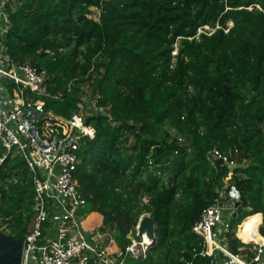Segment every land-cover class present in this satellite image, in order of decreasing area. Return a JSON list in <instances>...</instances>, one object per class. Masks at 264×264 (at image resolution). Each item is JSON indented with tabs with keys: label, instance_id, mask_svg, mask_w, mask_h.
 <instances>
[{
	"label": "trees",
	"instance_id": "16d2710c",
	"mask_svg": "<svg viewBox=\"0 0 264 264\" xmlns=\"http://www.w3.org/2000/svg\"><path fill=\"white\" fill-rule=\"evenodd\" d=\"M17 1L4 41L14 62L49 73L50 96L34 97L68 118L87 86L103 107L77 153L84 212L102 215L99 230L121 250L149 213L156 237L126 264H220L191 231L216 189L239 193L233 227L254 213L264 223V0ZM206 25L219 27L195 36ZM213 148L241 167L208 161ZM11 176L18 182L1 184ZM34 196L26 164L5 159L1 231L23 241Z\"/></svg>",
	"mask_w": 264,
	"mask_h": 264
},
{
	"label": "built area",
	"instance_id": "2783aa9c",
	"mask_svg": "<svg viewBox=\"0 0 264 264\" xmlns=\"http://www.w3.org/2000/svg\"><path fill=\"white\" fill-rule=\"evenodd\" d=\"M17 4V0H0V164L7 158L23 161L35 192L34 223L22 241V264H126L127 258L143 259L150 245L145 243L146 249L137 250V245L143 242L137 236V228L140 218L149 213L140 216L134 227L135 237L128 235L131 242L124 250L102 244L108 234L99 230L101 225L91 230L84 228L88 213L84 212L86 201L75 177L81 162L77 153L82 142L95 135L93 125L86 119L101 113L103 107L97 105V97L91 98L86 92L79 97L78 109L64 118L46 109L41 98L34 97L50 96L45 86L49 73L27 62H14L3 42L10 26L8 10ZM209 28L203 26L198 33H205L203 30ZM177 140L183 142L180 136ZM209 154L212 161L220 158L223 164L235 163L230 151L221 153L213 148ZM17 182V177L11 176L1 184ZM238 199L239 193L234 188L227 191L225 186L193 223L191 231L202 245L200 254L220 264H264L261 261L264 254V235L260 231L264 227L262 214L254 213L233 227ZM257 214L258 223L250 219L246 226V235L252 240L245 242L237 232L246 219ZM230 232L244 244L237 252L228 246Z\"/></svg>",
	"mask_w": 264,
	"mask_h": 264
},
{
	"label": "water",
	"instance_id": "95a60500",
	"mask_svg": "<svg viewBox=\"0 0 264 264\" xmlns=\"http://www.w3.org/2000/svg\"><path fill=\"white\" fill-rule=\"evenodd\" d=\"M207 160L212 161L211 154H208ZM213 161L219 164H223V161L220 158L214 159ZM225 165L231 172L234 169L241 167V165L236 163ZM238 205L239 202L235 204L236 207ZM156 232L157 224L149 214H144L138 222L137 236L141 239L143 237V234H145L149 241L148 245H151L156 237ZM22 252V240L7 235L0 230V264H22ZM261 261L264 263V254L262 255Z\"/></svg>",
	"mask_w": 264,
	"mask_h": 264
},
{
	"label": "rangeland",
	"instance_id": "374dc122",
	"mask_svg": "<svg viewBox=\"0 0 264 264\" xmlns=\"http://www.w3.org/2000/svg\"><path fill=\"white\" fill-rule=\"evenodd\" d=\"M93 18H97V16H98V14H97V12L94 10L93 12H92V15H91ZM228 25H230V23H228ZM10 27V26H9ZM213 30V29H212ZM209 32L210 33V31H211V29L209 28L208 30H203V32ZM201 33H202V31H201ZM200 32L198 33V31H197V33H196V35L195 36H198L199 34H201ZM6 36V35H5ZM5 36L3 37V42H4V44H5V41H4V38H5ZM6 45V44H5ZM89 89L87 88V86H84L83 87V93H82V95L83 94H86V92L88 91ZM88 95L89 96H91V98H96V96L94 95V94H92V93H89L88 92ZM165 128L170 132V134L171 135H174V136H176V133H175V131L169 126V125H166L165 126ZM225 186H227V185H225ZM224 186V187H225ZM224 187H223V189H216V193L219 191H223L224 190ZM146 202V201H145ZM143 215V214H142ZM88 217V216H87ZM255 217V216H254ZM254 217H252V218H248V219H246L245 220V222H244V224L242 225V228L237 232V235L240 237V238H242V240H244L245 242H248V240H252V238L250 237V236H247L246 235V226L247 225H245V224H248V223H250L251 222V220L250 219H254ZM97 218V219H96ZM94 219H95V221H97V222H100V218H99V216H98V214H96V217H94ZM10 232V230L9 229H6L5 228V231H4V233L5 234H7L8 235V233ZM257 237V235L256 234H254L253 235V238H256ZM111 239H113L114 241H115V239H114V237H112L111 236ZM141 242V241H140ZM145 245L146 244H144L143 242H141V244L140 245H137V250H139V251H141V250H143L144 248L146 249V247H145Z\"/></svg>",
	"mask_w": 264,
	"mask_h": 264
},
{
	"label": "crops",
	"instance_id": "0c3cea01",
	"mask_svg": "<svg viewBox=\"0 0 264 264\" xmlns=\"http://www.w3.org/2000/svg\"><path fill=\"white\" fill-rule=\"evenodd\" d=\"M96 214H98L100 218V222L95 221L94 217H96ZM97 219V218H96ZM102 223V215L98 212H91L88 214V217L85 219V226L84 228L87 230L95 229L99 227ZM105 246L110 247L111 249L117 250L118 245L115 243L113 239H111V236L108 234V237L103 240V243Z\"/></svg>",
	"mask_w": 264,
	"mask_h": 264
},
{
	"label": "bare ground",
	"instance_id": "6f19581e",
	"mask_svg": "<svg viewBox=\"0 0 264 264\" xmlns=\"http://www.w3.org/2000/svg\"><path fill=\"white\" fill-rule=\"evenodd\" d=\"M143 243L145 244V243H149V241H148V238L145 236V234H143Z\"/></svg>",
	"mask_w": 264,
	"mask_h": 264
},
{
	"label": "clouds",
	"instance_id": "9594fccd",
	"mask_svg": "<svg viewBox=\"0 0 264 264\" xmlns=\"http://www.w3.org/2000/svg\"><path fill=\"white\" fill-rule=\"evenodd\" d=\"M232 25V24H231ZM231 25H228V26H231Z\"/></svg>",
	"mask_w": 264,
	"mask_h": 264
}]
</instances>
